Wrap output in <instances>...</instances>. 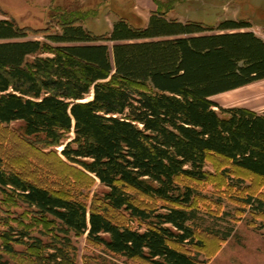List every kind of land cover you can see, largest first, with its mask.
Segmentation results:
<instances>
[{"label": "trees", "instance_id": "obj_1", "mask_svg": "<svg viewBox=\"0 0 264 264\" xmlns=\"http://www.w3.org/2000/svg\"><path fill=\"white\" fill-rule=\"evenodd\" d=\"M156 5L145 27L120 17L104 36L74 14L44 40L0 19V124L20 122L27 138L62 147L64 158L107 189L104 209L88 206L24 178L0 154V193L31 208L41 224L51 217L60 232L86 234L114 255L206 264L185 247H202L200 232L226 240L233 229L208 224L195 203L198 191L183 179L208 181L206 163L221 157L228 162L221 180L238 193L231 201L241 213L264 217V196L239 176L264 179V112L212 100L264 80V41L248 31L249 22L183 23ZM139 194L151 204L143 206ZM111 210L138 226L113 221ZM259 228L264 235V223ZM12 232L1 234L8 254L26 238L33 251L44 247L26 231L21 238ZM56 257L67 256L48 255L52 263Z\"/></svg>", "mask_w": 264, "mask_h": 264}, {"label": "rangeland", "instance_id": "obj_2", "mask_svg": "<svg viewBox=\"0 0 264 264\" xmlns=\"http://www.w3.org/2000/svg\"><path fill=\"white\" fill-rule=\"evenodd\" d=\"M157 8L166 11L169 19L183 23L199 22L206 27L216 28L226 20L249 22L254 32H264V0H149ZM139 6V5H138ZM74 14L84 27L97 36L108 35L114 23L125 17L134 27H145L149 13L137 8L135 0H0V19L11 20L19 28L28 30V39L44 40V32L60 33L61 21ZM249 31V30H248ZM257 88L244 93V87L212 98L224 108L244 107L253 111L264 110V80ZM253 83V84H256ZM251 84V85H253ZM250 85V86H251ZM246 87V86H245ZM262 87L263 89H260ZM244 93V94H243ZM247 97V98H245ZM251 98V99H248ZM219 112L218 108H215ZM72 137L73 134H69ZM62 147L46 148L40 141L27 138L20 122L0 124V154L13 170L41 187L57 194L77 198L88 206H101L106 188L98 180L76 164L61 155ZM228 168V162L214 156L206 163V170L212 175L208 181L198 182L183 179L196 188L195 203L201 216L216 229H233L231 236L222 240L219 237L200 232L198 240L202 247L186 246L189 254L198 255L206 264H264V235L259 228L264 223L263 216L241 213L243 206L231 201L238 196L233 188L222 182L221 173ZM246 184L254 187L251 193L264 196V179L252 178L240 172ZM246 196V193L244 194ZM138 201L143 205L151 200L139 194ZM107 215L115 222L137 227L126 212L108 211ZM41 217L21 202L9 201L0 193V246L5 241L1 234L12 231L13 238H21L19 233L26 231L32 238L42 240V250L33 251L30 238L24 243L12 242L14 252L8 254L0 247V263L9 264H148L138 259H129L108 252L103 246L87 239V235L65 234L58 230V223L41 221ZM61 254L50 261L48 255Z\"/></svg>", "mask_w": 264, "mask_h": 264}, {"label": "crops", "instance_id": "obj_3", "mask_svg": "<svg viewBox=\"0 0 264 264\" xmlns=\"http://www.w3.org/2000/svg\"><path fill=\"white\" fill-rule=\"evenodd\" d=\"M136 1V6H137V8L140 6V9L142 10V11H147L148 13H149V18L147 19L148 21H149V19H150V17H151V15H152V13L153 12H155L156 10H157V8L153 5V3H151V1H149V0H135ZM139 5V6H138ZM169 19V18H168ZM147 24H148V22H147ZM251 28H253V27H251ZM251 28L249 29V31H252V32H254L253 31V29L251 30ZM259 38H261L263 41H264V32H260V34H258L257 32H254ZM260 83H256V84H253V85H247L246 87H244L245 88V92L244 93H249V92H251L252 90H253V88H257V86L256 85H259ZM260 89H263L262 87H259ZM237 90V89H236ZM243 93V94H244ZM245 98H247V97H245ZM248 99H251V98H248ZM255 112H257V111H255ZM262 112H264V110L262 111ZM262 112H257V113H262Z\"/></svg>", "mask_w": 264, "mask_h": 264}]
</instances>
